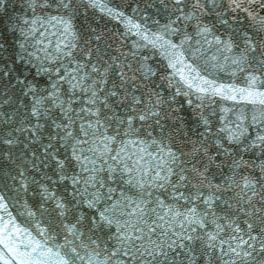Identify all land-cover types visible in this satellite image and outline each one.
I'll return each instance as SVG.
<instances>
[{"label":"snow or ice","instance_id":"snow-or-ice-1","mask_svg":"<svg viewBox=\"0 0 264 264\" xmlns=\"http://www.w3.org/2000/svg\"><path fill=\"white\" fill-rule=\"evenodd\" d=\"M0 264H264V0H0Z\"/></svg>","mask_w":264,"mask_h":264}]
</instances>
